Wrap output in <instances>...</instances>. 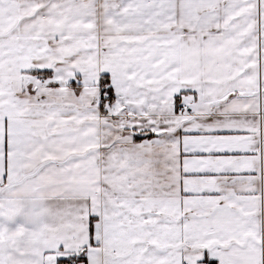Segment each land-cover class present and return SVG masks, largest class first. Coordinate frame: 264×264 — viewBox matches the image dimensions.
<instances>
[{"label": "snow or ice", "instance_id": "snow-or-ice-1", "mask_svg": "<svg viewBox=\"0 0 264 264\" xmlns=\"http://www.w3.org/2000/svg\"><path fill=\"white\" fill-rule=\"evenodd\" d=\"M0 264H264V0H0Z\"/></svg>", "mask_w": 264, "mask_h": 264}]
</instances>
